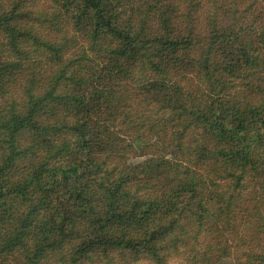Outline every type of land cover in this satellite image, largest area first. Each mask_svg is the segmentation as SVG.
I'll list each match as a JSON object with an SVG mask.
<instances>
[{"label": "trees", "instance_id": "trees-1", "mask_svg": "<svg viewBox=\"0 0 264 264\" xmlns=\"http://www.w3.org/2000/svg\"><path fill=\"white\" fill-rule=\"evenodd\" d=\"M264 264V0H0V264Z\"/></svg>", "mask_w": 264, "mask_h": 264}, {"label": "rangeland", "instance_id": "rangeland-1", "mask_svg": "<svg viewBox=\"0 0 264 264\" xmlns=\"http://www.w3.org/2000/svg\"><path fill=\"white\" fill-rule=\"evenodd\" d=\"M170 264H182V263L177 260H174ZM217 264H234V262L230 258H224L221 261H219Z\"/></svg>", "mask_w": 264, "mask_h": 264}]
</instances>
